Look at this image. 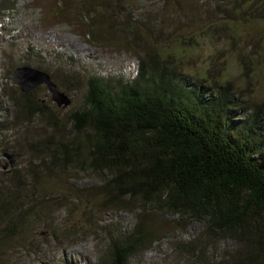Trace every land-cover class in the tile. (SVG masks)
<instances>
[{"label": "trees", "instance_id": "obj_1", "mask_svg": "<svg viewBox=\"0 0 264 264\" xmlns=\"http://www.w3.org/2000/svg\"><path fill=\"white\" fill-rule=\"evenodd\" d=\"M4 1L8 0L0 3ZM60 1L61 18L90 16L93 41L138 49L139 65L126 80L98 73L79 77L73 58L64 60L54 53L52 61L59 63L65 89L56 78L58 72L20 55L13 44L1 51L12 72L32 68L47 74L67 97L72 92L79 94L62 127L56 113L36 97L37 90L27 94L8 91L16 122L38 118L51 131L42 129L33 133L35 139H29L28 130L15 147L0 138L2 153L29 157L24 174L15 172L4 181L5 188L0 187L3 238H11L20 227L43 216L38 209L44 208L32 209L28 204L29 192L43 190L45 179H58L60 184L55 186L65 187L63 176L81 172L92 174L100 184L72 190L77 201L137 216L130 229L113 224L102 227L110 240L109 249L106 258L94 264H146L143 255L158 237L160 229L155 223L161 213L204 222L206 232L223 233L237 241V252L225 264H264V104L244 99L226 69L220 74L222 69L210 65L205 72L184 74L157 63L160 55L149 54L144 50L147 46L139 49L133 39L148 40L151 33L143 18L132 15L127 5L132 0ZM213 1L214 7L208 9L216 13V24H252L264 29V0ZM111 13L126 20L123 39L104 26ZM248 54L256 60L261 56ZM14 55L22 62H16ZM237 64L244 71L245 63ZM6 127L0 123V135ZM206 243L205 239L199 244ZM175 246L177 252L199 248L195 242Z\"/></svg>", "mask_w": 264, "mask_h": 264}, {"label": "rangeland", "instance_id": "obj_2", "mask_svg": "<svg viewBox=\"0 0 264 264\" xmlns=\"http://www.w3.org/2000/svg\"><path fill=\"white\" fill-rule=\"evenodd\" d=\"M57 1L56 11L59 15L53 12L54 0L1 2L0 53L9 43L13 44L20 55L26 54L34 62L58 72L56 78L65 89L67 82L59 72V63L52 61L54 53L60 54L64 60L73 58L79 77L98 73L104 77L121 76L126 80L135 75L139 65L135 54L138 49L94 42L90 33V16L79 12L82 15L76 20L61 18L58 8L63 5L60 0ZM132 1L127 4L131 7L132 15L143 18L151 33L148 40L140 37L136 41L133 39L132 43L140 46L139 49L147 46L144 50L149 54L160 55L157 63L166 64L169 68L176 67L184 74L205 72L210 65L217 71L222 69L220 74L226 69L227 77L234 86H239V93L244 99L264 104L263 27L216 24V13L208 9L214 7L213 0H169V3L163 0ZM124 24L126 20L123 15L111 13L104 26L113 36L123 39V36H127L122 30ZM235 30L241 32L236 34ZM250 51L258 52L261 56L258 60L249 58ZM17 56L14 55L16 62H22L23 59ZM144 56L141 55L146 58ZM241 60L245 63L244 71L237 64ZM11 72V65L0 54V123L7 124L0 138L3 143L15 147L16 141L19 143L28 130L32 134L28 135L29 139H35L42 129L51 130L38 118L30 123L15 121V109L8 91L20 90ZM35 90L36 97L56 113L63 127L68 111L79 101V94L69 93L70 104L58 107L45 85ZM6 154L15 155L13 166ZM33 157L31 160L37 164L36 156ZM28 159L24 153L0 151V187L3 185L5 188L7 183L4 181L15 172L23 175ZM56 180L45 179L44 183H47L43 190L34 194L29 192V196L25 197L29 200L28 204L34 207L32 209L44 208L45 211L38 209L43 215L41 221L20 227L18 233L8 239L3 238L0 231V264H94L104 260L109 249L110 240L102 227L113 224L125 230L137 223V216L130 211L99 209L74 198L72 190L81 187L89 189L100 184L92 174H66L63 176L65 187H56L55 184H60ZM155 227L160 230L143 255L146 264H201L202 261L205 264H225L239 247L237 241L228 235L206 232L204 222L181 219L174 214H158ZM205 239L207 243L200 246L199 243ZM186 242H195L199 248L175 250L176 244Z\"/></svg>", "mask_w": 264, "mask_h": 264}, {"label": "water", "instance_id": "obj_3", "mask_svg": "<svg viewBox=\"0 0 264 264\" xmlns=\"http://www.w3.org/2000/svg\"><path fill=\"white\" fill-rule=\"evenodd\" d=\"M12 77L20 92L23 94L32 92L40 85H45L52 95L53 102H55L58 107H66L70 104L69 98L65 94L61 93L59 88L53 84L51 78L43 72L28 67H20L15 69ZM6 157L10 159V165L13 166L15 155L6 154ZM7 166L8 164L5 165V167Z\"/></svg>", "mask_w": 264, "mask_h": 264}]
</instances>
